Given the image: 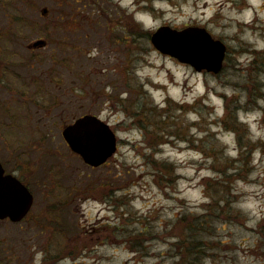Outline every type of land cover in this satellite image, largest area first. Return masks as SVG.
Masks as SVG:
<instances>
[{"label":"rangeland","instance_id":"374dc122","mask_svg":"<svg viewBox=\"0 0 264 264\" xmlns=\"http://www.w3.org/2000/svg\"><path fill=\"white\" fill-rule=\"evenodd\" d=\"M163 25L223 42L221 71L157 51ZM87 114L117 137L97 168L62 137ZM0 163L34 198L0 264H178L180 220L209 223L204 264H264V0H0Z\"/></svg>","mask_w":264,"mask_h":264},{"label":"water","instance_id":"95a60500","mask_svg":"<svg viewBox=\"0 0 264 264\" xmlns=\"http://www.w3.org/2000/svg\"><path fill=\"white\" fill-rule=\"evenodd\" d=\"M150 42L163 55L191 66L195 71L219 73L226 55V47L202 27L174 29L160 26L150 35ZM38 41L34 44H42ZM62 137L70 150L93 168L105 164L117 151V137L109 124L87 114L62 129ZM33 194L12 174H5L0 163V220L16 223L30 211Z\"/></svg>","mask_w":264,"mask_h":264},{"label":"trees","instance_id":"16d2710c","mask_svg":"<svg viewBox=\"0 0 264 264\" xmlns=\"http://www.w3.org/2000/svg\"><path fill=\"white\" fill-rule=\"evenodd\" d=\"M128 27H133V21L126 20L125 21ZM152 32L146 33V35H151ZM226 111H228L230 114V111L226 105ZM227 114V115H228ZM236 125L238 123H235ZM250 144V143H249ZM251 145V144H250ZM247 148V147H245ZM249 152V151H248ZM216 202L215 200H212V202ZM227 202V200H225ZM214 202V203H215ZM179 224H185L186 229L189 230L190 236L186 239L185 243H180V251L181 253L179 255L178 264H204V253L205 249L208 248L206 243L203 242V234L205 231H210L211 227L208 222L201 221L199 224H194V221H188L187 220H180L178 222Z\"/></svg>","mask_w":264,"mask_h":264},{"label":"flooded vegetation","instance_id":"af4514ba","mask_svg":"<svg viewBox=\"0 0 264 264\" xmlns=\"http://www.w3.org/2000/svg\"><path fill=\"white\" fill-rule=\"evenodd\" d=\"M97 5V4H96ZM96 7H100V6H96ZM44 12L43 13H46L48 12L47 11V8H44ZM38 41H42L43 43L42 44H38L37 46H34L35 43H37ZM48 44V41L44 38H38L36 39L35 41L31 42L30 44L27 45L28 49H30L29 51L33 52L35 50H38V49H41V48H45L46 45ZM4 168V167H3ZM5 170V169H4ZM6 173V171H5ZM17 178V177H16ZM18 179V178H17Z\"/></svg>","mask_w":264,"mask_h":264}]
</instances>
